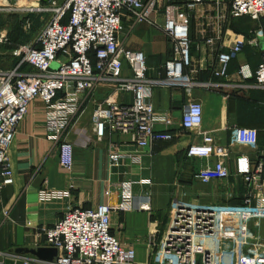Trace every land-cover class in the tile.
<instances>
[{
    "label": "built area",
    "instance_id": "obj_1",
    "mask_svg": "<svg viewBox=\"0 0 264 264\" xmlns=\"http://www.w3.org/2000/svg\"><path fill=\"white\" fill-rule=\"evenodd\" d=\"M0 11L23 17V28H30V16L47 18L38 37L29 45H19L11 53L18 59L12 69L0 67V177L1 186L11 185L12 173L7 153L18 126L25 119L30 103L38 99L44 106V128L56 142L58 165L61 171L72 174L73 146L76 141L88 145L102 141L107 135H127L136 147L134 151H107L110 169H121L139 164L141 152L156 141H171L170 132L155 130V123L172 125L167 113L155 111L151 97L154 88L193 85L186 79L185 69L192 63L188 13L205 2L218 6L222 0H5ZM36 1V4H28ZM231 18L248 17L260 25L254 38L237 34L226 47L220 49L214 77L226 79L228 67L245 46H257L263 39L260 60L253 69L242 65L238 74L264 89V0H229ZM148 25L163 33L170 55L163 64L161 79L147 76L146 57L141 50L125 48L119 40L124 30ZM212 43L211 40L207 41ZM8 44L6 33L0 32V45ZM53 65H56L53 68ZM33 73H22V67ZM186 79V80H185ZM211 85V84H210ZM109 86L111 94L103 102L95 101L90 115V131L78 130L74 141L67 140L71 121L80 112L84 96ZM219 85H212L217 89ZM220 87V86H219ZM130 94L131 101L116 98ZM203 110L199 102L183 106L180 127L186 131L200 128ZM234 143L254 148L257 131L236 127L232 131ZM202 143L190 146L186 155L203 159L205 165L195 179L202 184L226 181L230 173L224 160L229 149L214 143L213 138L201 133ZM64 137V138H63ZM213 157L214 162L208 160ZM260 160L249 162L239 155L235 159L236 176L246 192L238 204H230L233 196L226 192L227 201L215 204L172 199L165 229L158 241L148 244V260L135 262L132 249L123 248L111 234V212L150 210L147 201L135 204L132 181L124 180L117 187L118 202L114 207L101 204L94 208L67 207L61 218L41 230L43 247L55 249L57 254L50 264H227V239L233 237V264H264V243L247 242V221L264 219V151ZM148 180L136 184L147 185ZM70 183L69 188H74ZM67 193L41 191L40 201L66 196ZM6 215V214H5ZM27 258L25 262L31 261Z\"/></svg>",
    "mask_w": 264,
    "mask_h": 264
},
{
    "label": "crops",
    "instance_id": "obj_2",
    "mask_svg": "<svg viewBox=\"0 0 264 264\" xmlns=\"http://www.w3.org/2000/svg\"><path fill=\"white\" fill-rule=\"evenodd\" d=\"M35 2L30 1L28 4L33 5ZM228 3L229 0H222L215 6L205 2L188 13L192 63L184 74L193 85L190 88L181 84L153 89L151 101L155 111L167 113L173 122L169 127L156 122L155 130L170 132L173 139L169 142L151 143L141 152L139 164L110 169L107 159L110 148L124 152L136 150L129 136L118 134L107 135L102 141L93 140L86 146L76 141L73 146L72 174L61 171L55 139L44 128V106L38 99L30 103L27 115L18 126L7 153L13 182L4 187L0 184V256L13 253L19 248L43 247L40 229L56 223L67 207L88 209L101 204L114 207L118 202L117 187L124 180L135 183L132 186L135 204L147 201L150 207L148 212L136 209L111 212V234L123 248L134 251L136 263L146 262L148 244L160 239L172 199L215 204L227 201L225 193L229 191L233 196L228 200L230 204L241 201L246 189L236 176L235 159L242 155L254 163L260 160V153L264 151V89L257 88L252 80L241 79L238 69L242 65H248L252 69L256 67L263 39L257 38V46H245L231 61L226 79L213 76L212 69L216 66L218 51L222 47L226 48L235 35L254 38L260 33V25L248 17L231 18ZM6 4L5 0H0V5ZM6 15L17 16L0 11V20H4ZM43 18L46 17L30 16L33 21ZM244 18L252 27L240 32L239 21ZM119 40L130 50L142 47L148 77H163V64L170 55V46L162 32L148 25L128 28V23L124 22ZM209 40L212 43H208ZM137 46L141 47L136 48ZM7 59L9 64L13 60L18 62L13 56ZM3 60L0 58V67ZM22 68V73L34 72L29 67ZM212 85L220 87L214 89ZM110 94L109 86L97 89L91 95L87 93L82 105L85 107L84 112L86 111L84 114L88 113L90 116L95 101L101 103ZM116 98L130 102L132 97L130 94H118ZM190 101L199 102L203 110L202 124L196 131H186L180 127L183 106ZM88 118L86 128L81 129L87 135L90 134V117ZM236 127L253 128L257 131V144L254 148H244L234 143L232 131ZM200 132L209 134L215 144L229 149V155L224 160L230 173L228 180L212 181L205 185L195 179L206 161L187 157L186 151L190 146L202 143ZM214 160L211 157L208 161ZM261 162L264 177V159ZM140 180H148L149 183L143 186L136 184ZM72 182L75 186L71 189L69 186ZM41 191L67 195L40 201L38 195ZM248 230L249 235H264V219L252 222Z\"/></svg>",
    "mask_w": 264,
    "mask_h": 264
},
{
    "label": "rangeland",
    "instance_id": "obj_3",
    "mask_svg": "<svg viewBox=\"0 0 264 264\" xmlns=\"http://www.w3.org/2000/svg\"><path fill=\"white\" fill-rule=\"evenodd\" d=\"M47 22V18H43V20H35L30 19V28L24 29L23 28V17H20L19 15L13 16V15H6L4 20H0V32L6 33V39L8 40V44H3L0 46V58L3 60L1 63V67L3 69H12L17 62L13 60L10 64L7 62V58L9 56H12L11 53L13 51V48L19 45H29L32 43L40 34V31L42 30L43 26ZM6 23H9L6 24ZM250 27H252V24L244 18V20L239 21V31L242 32L243 30H248ZM126 34V33H125ZM20 43V44H17ZM141 46H137L136 48H140ZM138 50H142V47ZM144 53V52H143ZM56 65H53V68H55ZM23 69V68H21ZM83 105V104H82ZM85 107L81 106L80 112L76 115L75 118L72 119L69 132L66 136L67 140H72V138H75L77 136L78 130H75L74 128L83 129L86 128L85 123L88 121L89 114H84ZM92 113V110L90 111V115ZM84 114V115H83ZM81 132V130H80ZM87 135V134H86ZM64 138V137H63ZM253 221H247L246 225L249 229V225L254 222ZM247 242L248 243H255V242H263L264 243V235H246ZM233 237L230 235L227 239V247H226V260L227 264H233Z\"/></svg>",
    "mask_w": 264,
    "mask_h": 264
},
{
    "label": "water",
    "instance_id": "obj_4",
    "mask_svg": "<svg viewBox=\"0 0 264 264\" xmlns=\"http://www.w3.org/2000/svg\"><path fill=\"white\" fill-rule=\"evenodd\" d=\"M56 250L52 248L40 247L36 249H23L19 248L0 256V264H50L56 257ZM30 256L31 261H26Z\"/></svg>",
    "mask_w": 264,
    "mask_h": 264
},
{
    "label": "trees",
    "instance_id": "obj_5",
    "mask_svg": "<svg viewBox=\"0 0 264 264\" xmlns=\"http://www.w3.org/2000/svg\"><path fill=\"white\" fill-rule=\"evenodd\" d=\"M17 47V46H16ZM240 203V202H239Z\"/></svg>",
    "mask_w": 264,
    "mask_h": 264
}]
</instances>
